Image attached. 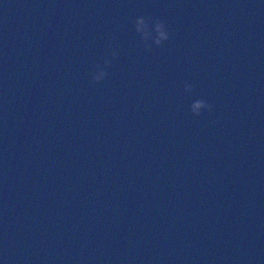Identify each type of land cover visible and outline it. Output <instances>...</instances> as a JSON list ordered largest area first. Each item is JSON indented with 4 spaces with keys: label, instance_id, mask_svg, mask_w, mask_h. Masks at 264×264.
Returning <instances> with one entry per match:
<instances>
[{
    "label": "water",
    "instance_id": "water-1",
    "mask_svg": "<svg viewBox=\"0 0 264 264\" xmlns=\"http://www.w3.org/2000/svg\"><path fill=\"white\" fill-rule=\"evenodd\" d=\"M0 264H264V0H0Z\"/></svg>",
    "mask_w": 264,
    "mask_h": 264
},
{
    "label": "clouds",
    "instance_id": "clouds-1",
    "mask_svg": "<svg viewBox=\"0 0 264 264\" xmlns=\"http://www.w3.org/2000/svg\"><path fill=\"white\" fill-rule=\"evenodd\" d=\"M135 31L140 37V43L143 44L146 51H151L153 45L157 47L163 46L171 39L170 30L165 21L161 19H153L152 17L140 16L134 21ZM115 39V38H114ZM112 44L109 43V48L112 49ZM119 52L112 50L111 59L105 58L104 63L97 64L92 72V80L96 83L105 81L109 72L107 69L111 68L113 60L117 59ZM195 91V86L190 82H185L184 92L186 94H192ZM191 112L194 116H202L205 111L211 114L214 111V107L205 99H195L192 101ZM216 123V121H213Z\"/></svg>",
    "mask_w": 264,
    "mask_h": 264
}]
</instances>
